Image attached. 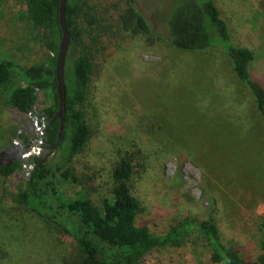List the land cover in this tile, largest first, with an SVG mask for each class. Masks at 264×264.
Segmentation results:
<instances>
[{
  "label": "rangeland",
  "instance_id": "374dc122",
  "mask_svg": "<svg viewBox=\"0 0 264 264\" xmlns=\"http://www.w3.org/2000/svg\"><path fill=\"white\" fill-rule=\"evenodd\" d=\"M77 1L87 8L89 0ZM175 1L134 0L155 33L151 39L126 31L118 52L101 60L88 44L95 59L86 104L91 138L70 167L73 177L59 178L60 189L65 198L86 196L101 205L113 188L116 164L128 158L132 193L152 233L186 220H212L223 243L244 260L257 261L264 222L260 115L219 44L186 52L168 43ZM215 2L233 43L255 51L250 71L264 85V0ZM50 43L48 30L30 20L27 0H0V63L7 58L21 69L47 65L55 57ZM52 102L51 93L40 90L33 113L24 114L9 106L7 87L0 88V152ZM24 137L25 144L40 147L42 130ZM179 154L185 156L182 166ZM48 157L54 162L59 154ZM32 159L8 179L0 177V264H78L74 241L16 200ZM139 264L211 262L209 249L193 234L183 246L154 250Z\"/></svg>",
  "mask_w": 264,
  "mask_h": 264
},
{
  "label": "trees",
  "instance_id": "16d2710c",
  "mask_svg": "<svg viewBox=\"0 0 264 264\" xmlns=\"http://www.w3.org/2000/svg\"><path fill=\"white\" fill-rule=\"evenodd\" d=\"M27 1L30 20L50 33L49 49L55 57L47 65L23 69L5 58L0 63V88L7 87L9 106L24 114L33 113L38 92L48 90L53 102L43 114L51 116L47 120L49 123L59 110L56 62L62 38L61 0ZM88 4L87 8H82L79 1L69 0L65 11L71 45L65 71V132L63 142L56 150L59 158L54 162L49 157L32 159L17 202L59 227L74 241L81 253L78 264H139L154 250L183 246L193 234L198 235L209 249L211 264H264V222L260 227L263 254L257 261L244 260L236 249L223 243L212 220H186L173 225L166 233H152L142 218L141 204L132 193L130 183L134 168L128 158L122 157L116 164L113 188L101 205L86 196H63L59 178H70L72 163L84 152L91 138L86 104L95 59L88 44L92 42L97 59L101 60V57L118 52L121 35L126 31L150 39L155 36L134 0H89ZM167 29L168 43L180 51H206L217 44L223 48L236 77L255 100L264 133V85L250 71L256 53L233 43L229 26L215 0H176L167 20ZM16 78L24 85L16 84ZM45 132L43 141L48 145L57 143L60 120H54ZM178 159L182 166L185 156L179 154ZM22 166L21 162H16L6 168L0 167V177L8 179ZM180 201L176 196L174 202Z\"/></svg>",
  "mask_w": 264,
  "mask_h": 264
},
{
  "label": "water",
  "instance_id": "95a60500",
  "mask_svg": "<svg viewBox=\"0 0 264 264\" xmlns=\"http://www.w3.org/2000/svg\"><path fill=\"white\" fill-rule=\"evenodd\" d=\"M69 0L60 1V27L62 31V38L58 52V58L56 62V78H57V89L56 93L59 96V110L55 117L48 123L51 125L54 120H60V132L57 143L53 145H47L42 138H38L36 141L40 144V147H30L28 144H32L33 141L25 144L23 141V135L31 130H34V124L26 128H20L15 133V138L12 144L5 150L0 152V167H9L16 162H21L22 164L27 162L29 158L38 157L44 160L51 153L56 151L63 142L64 132H65V109H66V86H65V71L67 57L71 45L70 32L67 29L65 11ZM32 114V113H31ZM45 119L50 120L51 116L48 115ZM46 125V124H45ZM46 132H42L44 135Z\"/></svg>",
  "mask_w": 264,
  "mask_h": 264
},
{
  "label": "flooded vegetation",
  "instance_id": "af4514ba",
  "mask_svg": "<svg viewBox=\"0 0 264 264\" xmlns=\"http://www.w3.org/2000/svg\"><path fill=\"white\" fill-rule=\"evenodd\" d=\"M45 115H35L34 116V120H33V124H34V129L37 130H42V132H45L48 123H47V119H45ZM46 124V125H45ZM25 139V137H24ZM29 143V142H28ZM47 144V143H46ZM48 145V144H47Z\"/></svg>",
  "mask_w": 264,
  "mask_h": 264
}]
</instances>
